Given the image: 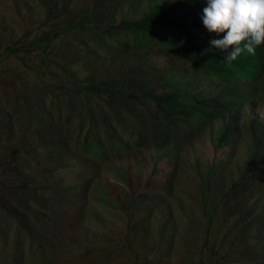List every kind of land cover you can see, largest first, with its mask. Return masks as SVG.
I'll list each match as a JSON object with an SVG mask.
<instances>
[{
	"label": "rangeland",
	"instance_id": "obj_1",
	"mask_svg": "<svg viewBox=\"0 0 264 264\" xmlns=\"http://www.w3.org/2000/svg\"><path fill=\"white\" fill-rule=\"evenodd\" d=\"M162 3L0 0V160L19 152L0 173V264H264V49L254 79L223 84L161 41L108 31ZM170 75L248 95L173 127L143 93ZM121 78L118 96L78 95ZM89 129L101 153L82 147Z\"/></svg>",
	"mask_w": 264,
	"mask_h": 264
},
{
	"label": "trees",
	"instance_id": "obj_2",
	"mask_svg": "<svg viewBox=\"0 0 264 264\" xmlns=\"http://www.w3.org/2000/svg\"><path fill=\"white\" fill-rule=\"evenodd\" d=\"M206 3L207 0H178L171 6L162 3L157 7L149 8L148 12L138 20L124 19L119 25L112 24L108 31L116 35V32L121 30L120 35L124 37L134 34L137 43L142 45L161 41L164 45L176 48L178 53L185 58V61L191 62L200 72L223 84L237 78L254 79L262 67L260 52L263 51V46L257 48L255 56L244 53L236 61L226 62L224 59L225 52L210 47L209 41L211 39L222 38L224 34L217 36L215 33H209L203 26L201 17ZM169 30L170 33L162 36V31ZM173 32L177 34L178 40L172 38ZM112 36H109L110 39ZM230 50L231 48L227 51ZM121 85H125L123 78L89 81L78 92V95L85 92L88 97H94L101 93L118 96L119 93H124ZM198 85H200V81L196 78L184 82L179 77L170 75L161 85L145 90L143 93L151 100L156 101L160 109L165 112V118L171 126L181 128H186L191 122L203 120L215 113L221 114L228 111L230 105H236L238 100L248 95L240 89V85L237 83L230 84L224 91L222 90L215 95L209 93L202 95V92L188 91V89ZM129 95L135 96L133 93ZM41 118L43 117L30 115L28 121H44ZM44 123L46 122L44 121ZM220 130L221 134L217 140L220 147H223L230 140V136L226 126L222 125ZM103 131H107V129L101 130V135H104ZM83 141L82 147L87 153L91 151L95 154L102 152L101 148L104 147L102 141H99L97 134L92 129L86 131ZM18 153V149L15 148L8 156L0 160V173L16 169ZM263 162L264 153L259 151L254 157L253 165L257 166ZM250 170L254 171V168ZM0 184H2L1 178Z\"/></svg>",
	"mask_w": 264,
	"mask_h": 264
},
{
	"label": "clouds",
	"instance_id": "obj_3",
	"mask_svg": "<svg viewBox=\"0 0 264 264\" xmlns=\"http://www.w3.org/2000/svg\"><path fill=\"white\" fill-rule=\"evenodd\" d=\"M201 19L209 33L224 34L209 44L226 53V62H234L244 53L255 56L264 45V0H207Z\"/></svg>",
	"mask_w": 264,
	"mask_h": 264
}]
</instances>
